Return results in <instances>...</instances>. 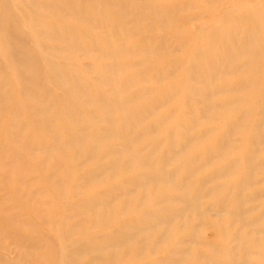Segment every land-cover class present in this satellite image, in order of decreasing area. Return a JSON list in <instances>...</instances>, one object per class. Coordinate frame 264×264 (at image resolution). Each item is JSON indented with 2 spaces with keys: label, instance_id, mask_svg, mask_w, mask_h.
Returning <instances> with one entry per match:
<instances>
[{
  "label": "rangeland",
  "instance_id": "374dc122",
  "mask_svg": "<svg viewBox=\"0 0 264 264\" xmlns=\"http://www.w3.org/2000/svg\"><path fill=\"white\" fill-rule=\"evenodd\" d=\"M258 1L151 0L152 5L150 8L148 10L143 9L144 11L139 10L140 13L138 12V14L136 12L139 6H135L137 0H96L95 3L97 4L93 8L91 5V8L88 7L89 5L86 4L87 1L85 0H73V7L77 8L79 12L65 18L62 16L65 13L61 12L56 13L59 16L56 14L50 16L46 13H44L46 17L41 16L37 12L42 11H34L21 0H10L7 7H5V18L15 17L18 23L17 27L27 36L26 43L28 47L41 59L38 63L40 71L37 78L43 82V91L41 89L39 93L42 96L40 99L48 103V111L45 113L47 122L45 125L42 124L41 116L30 115L26 112L27 105L31 101H23L17 90L12 91L10 100L3 101L1 104L0 139L5 141H3L5 146L0 152V161H3V166L0 167L1 215L8 212L13 215L15 222H12V224L7 223L0 218L2 232L10 231L11 235L8 240L0 237V243L2 242L0 244V254L6 253L12 257L13 264H81V262L84 264L85 259L87 260L84 261L86 264H198V262L199 264H224L225 262L227 264H239L240 262V264H248V261L251 262L250 264H264V31L256 32V38L259 44L261 43L258 54L255 51L257 47L249 46L245 55L234 58L232 64L238 65L240 71L229 72L227 70L228 72L226 71L223 75L214 73L215 71L211 72L196 61L193 54L201 41L199 30L203 28L201 29L203 32L200 31L205 34L210 30H217L215 27L221 25V29L218 30L220 32L218 39L213 43V47L218 51L215 48L212 50L217 53L221 49L216 61H218V64L227 65L230 60L227 56L230 48H232L231 50L239 49L241 45L246 43L245 41H249L247 35L253 27L249 12L259 3ZM101 5L103 8H101ZM171 6H174L176 10L178 8V10L173 17H164L165 20L160 17V14L151 12ZM0 9H2L1 6ZM230 9H232V16L240 17V22L236 21L235 36L233 35L231 38L228 37V34L229 29H232L233 26L229 25L223 29L225 25L223 20H228V17L225 18V16ZM27 13L28 15L31 14L37 22L53 23L58 27H67L66 29L69 30L72 38L68 42H56L58 43L57 48L60 49L56 57L48 50H41L38 38L29 36ZM5 22H8V19ZM254 27L257 28V25ZM222 30H225V33ZM224 41H228V43ZM134 43L138 48L131 51V46ZM143 43H148V48H142ZM110 49H120L122 52L114 59L109 56L108 51ZM44 59L51 60L58 68L66 69L65 74L72 72L70 76L74 84L72 90L58 88L55 84L46 81V76L43 77ZM115 61L126 66L116 71L112 75L113 79L117 82L133 80L134 85L128 89L127 93L143 91L133 97V99H136L135 101L126 103L121 109L112 112L108 108L109 102L115 100L118 95L115 97L114 90L110 88L109 84H103L105 82L102 79L106 81L107 78H111L108 66L114 64ZM245 62H253V66L248 67L247 70ZM189 65L196 66L195 71H192L195 72L196 79L190 72ZM245 66L246 68H244ZM241 67H243V70ZM249 68H252L251 71ZM74 69L76 70V78L73 76ZM47 73L48 70H46ZM206 75H211L208 87H206L203 80V76L206 77ZM1 76L7 77L12 84L16 82L15 79L11 78L9 68L6 65L1 67ZM67 81L69 82L68 76ZM220 88L222 89L218 91L217 89ZM16 102L20 105L19 118L16 120L18 123H26L23 126L21 135L18 136L20 143L24 142L28 147L26 153L20 152L16 144L12 145L5 139L9 130L7 120L11 108ZM31 105L43 112L41 104L33 102ZM137 119L141 121L139 122ZM111 127L115 131L122 132L124 138H109L101 144H95V142L84 138L77 146L71 145L67 141L69 135L80 138L85 131L95 132V135L98 134L100 137H104L102 134L105 135V130H109ZM147 129L150 131V135L147 134ZM54 141L58 143L57 153L41 151L42 144H45V147H51ZM225 141L228 146L224 143ZM222 142L224 143V149H222ZM218 144L222 145L221 151L223 154L219 156L220 159L218 156L215 158L220 152L217 151L218 149L216 150ZM210 148L213 150L210 151ZM118 149L123 151L122 158L129 154V151L130 153L133 152V150L137 151V155H148L150 162L158 170L174 172L172 173L174 183L163 181L162 183L154 182L152 184L151 182L134 189L136 184L126 182L132 172L120 170L117 173L119 170L116 168L115 173L111 175V171L114 172L112 169L115 167L110 166L111 160L105 155L110 150L118 151ZM180 150H183L184 155L179 154L176 155L178 157L171 159L173 153L176 154ZM245 155L250 159H246ZM191 159L192 164L196 163V165H192L193 167L200 164L197 166V171L195 169L193 173L187 175L181 169L174 171L177 166H187ZM8 161H15L14 164L17 163L23 168L22 172L13 171L12 168L9 169V166H6L5 163ZM230 162H233L234 165L237 162L238 169L234 166L235 169L233 167L231 169L228 164ZM108 168L110 171H108ZM223 170L226 172H222ZM186 176L188 180L185 179ZM59 178L63 185L58 182ZM241 178L242 180L243 178L248 180L242 182L243 187L237 185ZM182 181H186V185L184 183L183 187L179 188L180 183H183ZM55 184L59 186L57 187ZM56 187L59 190H56ZM27 189L30 193L33 192L32 194L35 192L34 195H29L30 198L28 197L30 199L29 205L24 202L25 199L22 196ZM105 189H110L113 192L114 195H110L111 199L116 197L113 201L114 205L118 203L117 206H124L120 204L123 202L128 203L125 205L126 207H121V210L120 207L117 208V210H120H118L119 213L123 211V213H120L122 216L117 211L114 212L115 215L110 211L112 214L110 218L108 208L105 207L104 209H107L109 216L106 217L103 206H105L104 203L107 197H101L103 200L98 199ZM158 192H163L169 197H166L167 200L163 199V201L161 200L162 197L155 198ZM197 192H200L201 195L200 193L198 195ZM183 194L191 197L199 196L198 209L186 208V203H183L185 201L180 199ZM145 197L147 199L151 198V203L154 205L157 204L159 207L161 205L160 208L153 204L149 206L152 211H158L163 219L158 218L159 221L157 218L150 216V219L147 218V221H150H148V224L151 225L149 230L146 229L147 234L140 233L138 225H133L130 232L136 238L132 236L129 239L130 241L120 240L117 242L116 234H113L114 230H121L120 227L124 221V223H127L133 218L136 221L141 220L138 219L141 212L150 209L142 205L143 201H146ZM240 197L244 200L242 203L236 199ZM96 199L98 207L94 208L96 214L93 216L94 213H90L93 210H90L89 206H91L90 202H95ZM152 199L155 200L152 201ZM222 199H228L225 202L223 200V203L227 204H222L224 205L223 209ZM89 200L91 201L89 202ZM99 200L101 204L98 202ZM80 201L84 206L81 205ZM102 201L104 202L103 206ZM138 201L142 202L139 203ZM175 201L176 204L171 205ZM85 202L88 203L87 208ZM36 203L44 204L40 206L39 211L36 208L39 205ZM162 205L164 208L166 207L163 208L164 211L166 210L165 213L161 209ZM230 205L232 206L231 209ZM173 206L175 208H172ZM75 207H78L79 210H76ZM124 208H129V210H123ZM167 208L170 212L167 211ZM232 209L233 211H231ZM234 210L237 212H234ZM79 212H83L82 215H84L82 216ZM102 212H105L106 218L103 216L104 219L101 217ZM87 213L92 215H90L91 218L95 216L97 218L91 219L89 215L87 216ZM239 213L241 215L238 216ZM100 217L101 220H99ZM97 219L99 224L103 219L102 226H100L102 223L100 225L97 223ZM22 221L28 224H22ZM73 222L75 225H73ZM62 223H65L64 226ZM165 223L169 224L165 225ZM70 224L72 227L69 226ZM60 226L62 227L60 228ZM158 226L160 227L158 228ZM192 227L197 230L195 231L197 240L195 233L192 232L194 231ZM64 228L68 229V236L63 232ZM70 228H72L71 231L73 230L72 233H75L69 232ZM163 228L164 231H162ZM173 229L174 233H171ZM158 231H160L159 234ZM163 232L164 235H162ZM59 233L60 235H62L61 233L64 234L60 236ZM187 233H190L189 236L191 235L192 238ZM155 234L156 236H154ZM169 235L173 239L170 240L171 236L169 237ZM65 236L69 238L67 239ZM104 236H108L107 239L109 240ZM199 236H201L200 239ZM103 237L107 241L105 242L106 246L105 243H102L104 242ZM164 237L166 238L164 239ZM11 238L13 241H11ZM15 238L17 241L20 239L23 243L21 244L20 241L16 243ZM25 238H27L26 241ZM152 238L153 240H151ZM81 239L86 241V245L85 243L82 245V250L87 247L89 242L92 243L93 249L91 250L92 246L88 245L89 251L83 250L82 252L81 250L80 252L78 250L73 252V247L70 245L77 242L82 244ZM44 240L53 241L52 250L50 247L51 252L48 249L49 246L46 245L47 242H45L46 246H42ZM68 240L72 242L70 241V243ZM94 240L100 246L99 250L94 247ZM28 241H32L30 243L34 246L36 244L34 251L31 249L33 245L29 246ZM34 241L35 243H33ZM37 241L38 243H36ZM150 241L152 243L154 241V243L152 244ZM160 241L162 244H160ZM176 241L177 243H175ZM129 242H131V245L129 244L127 249L124 245L126 246V243ZM19 243L20 245H17ZM4 244L5 247L7 246L9 253L1 247ZM23 244H28V248ZM37 244H39V248L42 246L39 250ZM65 244H67V248ZM236 245H239V247ZM155 246L159 249H156ZM169 246H175V249L173 247L171 249ZM206 247L213 250L212 253L209 249L204 252ZM222 247L224 253H222ZM179 249L182 251L177 252L176 250ZM36 250L37 252H35ZM70 250L72 252L69 253ZM62 251L65 254H62ZM90 251L95 252L94 255ZM136 251L138 254L135 253ZM139 251L141 254H139ZM240 251H245L247 255L242 254L243 259L239 257L243 260V263L237 257L239 254L241 255ZM79 252L81 254H78ZM258 252L263 256L258 255V258L255 257ZM130 253L133 254L130 256ZM171 253L172 257L170 256ZM187 253L189 254L187 255ZM74 255L77 258L73 257ZM87 256L90 257V260ZM212 256L217 259L215 260ZM18 258L22 259L21 262ZM126 259L127 261H124ZM231 259H234V261H231ZM237 259H239V262Z\"/></svg>",
  "mask_w": 264,
  "mask_h": 264
},
{
  "label": "bare ground",
  "instance_id": "6f19581e",
  "mask_svg": "<svg viewBox=\"0 0 264 264\" xmlns=\"http://www.w3.org/2000/svg\"><path fill=\"white\" fill-rule=\"evenodd\" d=\"M22 2H24V3H26V4H28L30 7H31V9H34V11L36 10V11H42V12H37V14H39V15H41V16H45V14L44 13H46V15H50V16H52L53 14H56V13H65V15H62V16H64L65 18L67 17V16H72V15H75L76 13H78L79 12V10H77V8H74L73 7V0H21ZM83 1V0H82ZM85 1H87V5H89L88 7H90V5H91V7L93 8L94 7V5L95 4H97V3H95V1L96 0H85ZM9 2H10V0H0V6L2 7V9H0V108H1V104L3 103V101H7V100H10V97H11V93H12V91H14V90H17L18 91V94H19V97L23 100V101H31L30 102V104L29 105H27V108H26V112L28 113V114H30V115H33V114H36V115H39V116H41L42 117V124H47V122H46V115H45V113H47V111H48V103L47 102H44V101H42L40 98L42 97L41 95H40V91H41V89H42V91H43V82H41L38 78H37V74H38V72L40 71V69L38 68V63H39V60H41L40 58H39V56L35 53V52H33V51H31L30 50V48L28 47V44L26 43V35H24L20 30H19V28L17 27V25H18V23H17V20L15 19V17H12V18H5V11H6V8L5 7H7V5L9 4ZM259 3L252 9V10H250V12H249V14H250V20L252 21V23H253V27L251 28V32L247 35V37L249 36V41H245L243 44L244 45H241V47L239 48V49H236V50H231L232 48H230V50H229V53L227 54V56L230 58V60H229V62H228V64L226 65H224V64H218V61H216V59H217V57L219 56L218 54H219V52H221V49H220V51L219 52H217V53H215V51H213L212 49L213 48H215V47H213L214 45H213V43H215V40L216 39H218L217 37L219 36V34H220V32L218 31L219 29H221V25L220 26H216L215 28L217 29V30H210V32L208 31L207 33H203L202 34V30L201 29H203V28H201L200 30L202 31H200L199 30V37L201 38V41H200V43H199V46H198V48L193 52V54H194V57H195V60L196 61H198L199 63H201L205 68H207L208 70H210L211 72L212 71H215L214 73H217V74H224L227 70H229V72L230 71H240V70H238V65L236 66V65H233L232 64V62H233V60H234V58H236V57H239V56H243V55H245V53H246V49H247V47H249V46H255V47H257L256 48V52H257V54H258V52H259V45L261 46V43L259 44V41H258V39L256 38V32H259L260 30H263L264 31V0H259L258 1ZM108 3V2H107ZM152 2H151V0H137V3L135 4V6H139L138 8V11L136 12V13H138L139 12V10H142V11H144V10H148L149 8H150V6L152 5L151 4ZM74 4H75V2H74ZM109 4V3H108ZM111 4V3H110ZM113 4V3H112ZM77 5V4H76ZM75 5V6H76ZM117 6H119V5H117ZM90 7V8H91ZM153 7V6H152ZM172 7V8H171ZM171 7H166V8H162V9H156V10H154V12L153 11H151V9H150V11L152 12V13H157L158 15L160 14V17L161 18H163L164 20H165V18L167 17V18H169V17H173L174 16V13L178 10V8H177V10H176V8L174 7V6H171ZM101 8H103L102 7V5H101ZM154 8V7H153ZM157 8V7H156ZM79 9V8H78ZM89 9V8H88ZM144 9V10H143ZM93 11V10H92ZM18 12V11H17ZM103 12V11H102ZM136 13H135V16H136ZM140 13V12H139ZM138 13V14H139ZM103 14V13H102ZM26 15H28V13L26 14ZM57 16H59V14H56ZM106 15V14H105ZM157 16V15H156ZM46 17V16H45ZM102 17L104 18V16L102 15ZM165 17V18H164ZM226 17H228V20H223V23L225 24L224 25V27H223V29L224 28H226L227 26H233V28L232 29H229L230 31H229V34H228V37H232L233 35L235 36V33H236V29H237V24H236V21H239L240 22V17L239 16H237V17H234V16H232V9H230V10H228L227 11V14H226V16H225V18ZM159 18V17H158ZM7 19H8V22H5V21H7ZM27 21H28V24L27 25H29V31H30V34H29V36L30 37H33V38H38V42H39V44H40V47H41V50H48V52L50 51V53L54 56L55 55V57H56V54H58L59 53V51H60V49H58L57 47V44L58 43H56V42H60V41H63V42H68V40L69 39H71L72 38V36H70V33H69V30L68 29H66V28H62V27H58V26H56L55 24H53V23H51V24H44V23H41V22H37L32 16H31V14H29L28 16H27ZM105 19V18H104ZM159 20H162V19H159ZM105 22V21H104ZM107 25V24H106ZM257 25V28L256 27H254V26H256ZM24 28V27H23ZM215 28H213V29H215ZM120 30V29H119ZM205 30V29H204ZM222 31H224V33H225V30H222ZM235 31V32H234ZM32 33V34H31ZM123 33V32H122ZM131 34V33H130ZM102 35V34H101ZM204 35V36H203ZM127 36V35H126ZM129 36V35H128ZM127 36V37H128ZM70 37V38H69ZM49 41V42H48ZM228 41H229V39H228ZM228 41H224L225 43H228ZM56 43V44H55ZM225 43H223V44H225ZM35 45V44H34ZM224 46V45H223ZM232 46V45H231ZM136 48H138V46L134 43V44H132V46H131V51H134ZM142 48H148V43L146 44V43H143L142 44ZM219 49V48H218ZM227 49H229V47H227ZM143 50H146V49H143ZM215 50H217L216 48H215ZM218 51V50H217ZM227 51V50H226ZM109 56L110 57H113L114 59H116L117 58V56H119L120 54H121V50L120 49H117V50H115V49H110L109 51ZM223 52V51H222ZM228 52V51H227ZM224 53V52H223ZM222 53V54H223ZM111 54V55H110ZM128 54V53H127ZM221 55V54H220ZM226 56V55H225ZM226 56V57H227ZM43 62H44V68H43V70H44V75H43V77H45L46 76V81H48V82H50V83H53V84H55L58 88H66V89H68V90H72L73 88H74V84L72 83V79L70 78V76L72 75V72H68L67 74H65V70L66 69H64V68H58V67H56L55 65H54V63L51 61V60H49V59H44L43 60ZM252 63L253 62H245L244 64L247 66V68H246V66L244 67V68H246L247 70H248V67H250V66H253L252 65ZM232 64V65H231ZM2 65H6L8 68H9V73H10V75H11V78H13V79H15L16 80V82L14 83V84H12V82H11V80H9L7 77H4V76H1V67H2ZM126 65H124V64H121V63H119L118 61H115V63L114 64H111V65H109L108 66V72L109 73H111V78L109 79V78H107L106 79V81H105V79H102V81L103 82H105V83H103V84H105V85H107V84H109V86H110V88H112L113 90H114V93H115V97H117V95H118V97L117 98H115V100H111V102H109V105H108V108H109V111H116L117 109H121L126 103H130V102H133V101H135L136 99H133V97H135V96H137V95H139V94H141V91H143V90H139V91H134V92H131V93H127V91H128V89L130 88V87H132L133 85H134V81L133 80H124V81H119V82H117L116 80H114L113 79V77H112V75L116 72V71H118L119 69H121L122 67L124 68ZM243 66V65H242ZM195 65H189V69L191 70L190 72L192 73V75L194 76V78H195V72H192V71H195ZM230 68V69H229ZM242 68V70H243V67H241ZM245 69V70H246ZM250 69V71H251V69L252 68H249ZM46 70H48V73L46 74ZM244 70V71H245ZM228 72V71H227ZM213 74V73H212ZM227 74V73H226ZM100 75V74H99ZM203 75V74H202ZM67 76H68V78H69V82L67 81ZM73 76L76 78L77 76H76V70L74 69V71H73ZM213 76V75H212ZM210 78H211V75H206V77H204L203 76V80H204V82L206 83V87H208L209 85H208V82H209V80H210ZM71 79V80H70ZM101 79V78H100ZM196 79V78H195ZM216 79V78H215ZM201 80V79H200ZM43 81H45V80H43ZM202 81V80H201ZM213 84V83H212ZM217 84V83H216ZM14 85H16V86H14ZM85 87V86H84ZM217 87V86H216ZM218 87H220V86H218ZM80 88V87H79ZM89 88V87H88ZM206 89V88H205ZM222 88H220V89H217L218 91L219 90H221ZM78 90V89H77ZM215 90V89H214ZM210 91V90H209ZM55 94V93H54ZM206 94V93H205ZM120 95V96H119ZM208 95V94H207ZM36 103V104H41L43 107V112H40V110H38V109H35V106L34 105H31V103ZM264 102V101H263ZM19 103H14V105L12 106V108H11V111H10V114H9V119L7 120V126H8V131H7V138H5V139H7V141H9L12 145H15L16 144V146H17V148L20 150V152H22V153H26V151H28V147H27V145L24 143V142H22V143H20V141L18 140V136L19 135H21V132H22V129H23V126H25V124H23V123H18L17 122V118H19V114H20V109H19ZM264 107V106H263ZM206 108H208V107H206ZM263 111H264V108H263ZM139 118V117H138ZM141 119V118H140ZM140 119H137L139 122L141 121ZM60 120V119H59ZM41 124V125H42ZM50 125V124H49ZM43 126V125H42ZM128 127H129V125H127ZM148 129H150V128H148ZM147 129V134H149V130ZM146 130V129H145ZM20 133V134H19ZM105 135H103L102 134V136H104V137H100L98 134H96L95 135V132L93 133V132H91V131H89V132H83V135L82 136H80V138H77V137H74V136H72V135H69L68 136V139H67V141L71 144V145H75V146H77L78 145V143L81 141V140H83L84 138H86V139H88V140H90V141H93V142H95V144H101V143H103V141L104 140H107V139H112V138H119V139H123L124 138V136L122 135V132H118V131H115V129L114 128H112L111 127V129H109V130H105ZM144 135V134H143ZM150 135V134H149ZM100 138H99V137ZM147 137H148V135H147ZM172 139V138H171ZM3 141H4V139H3ZM1 139H0V152L2 151V149H3V147L5 146V141L3 142ZM125 143V142H124ZM223 143V142H222ZM222 143H220V144H222ZM225 144H226V141L224 142ZM224 143H223V148H222V145H220V144H218V146H219V148H218V146H217V148H216V150L219 152V155H216V153H215V158L218 156V158H219V156H221L223 153H222V149H224ZM128 145V144H127ZM227 146H228V143L226 144ZM54 146V147H53ZM226 147V146H225ZM130 148V147H129ZM222 148V149H221ZM183 149V148H182ZM211 149L212 148H210L209 150L211 151ZM235 149V148H234ZM127 150V149H126ZM208 150V151H209ZM213 150V149H212ZM41 151H43V152H47V153H57L58 152V143L56 142V141H54V143H53V145L51 146V147H45V144H42L41 145ZM207 151V152H208ZM225 151H226V149H225ZM183 152V150H180V152H177L176 154H174L173 153V155L171 156V159H174L175 157H178V156H176V155H179V154H182V156L184 155V153H182ZM215 152V151H214ZM224 152V151H223ZM10 156H14V155H10ZM105 156H107V157H109L110 158V166L112 167H115V168H111L113 171L114 170H119L117 173H119L120 172V170H122L123 172H132V175L130 176V178L126 181V182H129V183H131V184H136V186H134V189H135V187H142V185H146V183H151L152 182V184L155 182V183H159V182H163V181H165V182H169V181H171V183L173 184L174 183V181H173V174L172 173H174V172H172V173H170V172H166L165 170H158L157 168H155V166L150 162V160H149V157H148V155H145V156H140V155H137V151H134L133 150V152H131L130 153V151H129V154H127L124 158H122L123 157V151H122V149H118V151H108L107 152V154L105 155ZM247 157V158H246ZM245 158L246 159H250L248 156H246L245 155ZM220 159V158H219ZM245 159V160H246ZM244 160V161H245ZM1 162V161H0ZM14 162L15 161H8V162H5L7 165L6 166H9L8 168L9 169H11L12 168V170L13 171H16V172H22V167L20 166V165H18L17 163H15L14 164ZM164 162V161H163ZM246 162V161H245ZM2 163H3V161L0 163V167H2L3 165H2ZM247 163V162H246ZM245 163V164H246ZM249 163H250V160L248 161V165H249ZM229 165H230V168L231 167H237L236 165H238V163L236 162V164L234 165V163L233 162H230V163H228ZM244 164V165H245ZM194 165H196V163L194 164H192V159L190 160V163H188V165L187 166H185V167H181V166H177L176 168H175V170L174 171H176V170H184L185 171V175H187V174H191V173H193L194 172V170L196 169V171H197V169H198V167L197 166H199L198 164H197V166H195V167H193ZM12 166V167H11ZM183 166V165H182ZM226 166V165H225ZM101 167L103 168V166L101 165ZM101 167H100V169H101ZM233 167V168H234ZM117 168V169H116ZM121 168V169H120ZM228 168H229V166H228ZM227 168V169H228ZM109 169V168H108ZM107 169V170H108ZM224 169V168H223ZM232 169V168H231ZM235 169V168H234ZM237 169H238V167H237ZM104 170V169H103ZM102 170V171H103ZM130 170V171H129ZM144 170H146V171H144ZM225 170V169H224ZM222 171V172H226V171ZM108 171H110V169L108 170ZM107 171V172H108ZM172 171V170H171ZM134 172V173H133ZM140 172H142V173H140ZM93 173V172H92ZM103 173H105V172H103ZM112 173H115V171L114 172H112L111 171V175H112ZM121 174V173H120ZM224 174V173H223ZM129 175V174H128ZM221 175V174H220ZM50 176V175H49ZM48 176V177H49ZM127 176V175H126ZM140 176V177H139ZM47 177V178H48ZM52 178V177H51ZM91 178V177H90ZM126 178V177H125ZM53 179V178H52ZM60 179V178H59ZM58 179V180H59ZM101 179V178H100ZM127 179V178H126ZM186 180H188L187 179V176H186V178H185ZM249 179V178H248ZM51 180V179H50ZM57 180V181H58ZM87 180V179H86ZM88 180H89V178H88ZM201 180H203V179H201ZM61 181V179L58 181V182H60ZM84 181V180H83ZM137 181H138V183H137ZM246 181H248L246 178H243V180H242V178L241 179H239V181H238V183H237V185L238 186H240L241 184H242V182H246ZM53 182H54V180H53ZM57 182V183H58ZM183 182V181H182ZM186 181H184L183 183H180V185H179V188H182L183 187V185H184V183H185ZM56 183V184H57ZM62 182H60V185H63V184H61ZM249 183V182H248ZM55 184V185H56ZM128 185V184H127ZM138 185V186H137ZM147 185H149V184H147ZM185 185H186V183H185ZM246 185V184H245ZM248 185V184H247ZM57 187L59 186V185H56ZM132 186V185H131ZM131 186H128V187H131ZM242 187H243V185H241ZM56 187V190L58 189ZM146 187V186H145ZM241 188V187H240ZM116 189V188H115ZM145 189V188H144ZM147 189V188H146ZM59 190V189H58ZM33 192H29L28 191V189L27 190H25L24 191V194L22 195L23 196V198L25 199V203L26 204H28L29 205V201H30V196H31V194H32ZM200 193V192H199ZM199 193L197 192V194L199 195ZM34 194H35V192H34ZM34 194H32V195H34ZM113 194V192L110 190V189H105V191L102 193L101 192V194L97 197L98 199H101V197H107L106 198V200H105V203L102 201V206H103V203H104V205L105 206H103V211L105 210L104 208L105 207H107L108 208V211H109V213H110V211H111V213L112 214H114V212H118V210H117V208H119L120 207V210H121V207L123 208L125 205H127L128 203L127 202H123V203H121L120 205H124V206H117V204L118 203H115V205L113 204V201L116 199V197L112 200L111 199V196L110 195H112ZM197 194H196V196H197ZM237 194V193H236ZM30 195V196H29ZM114 195V194H113ZM157 196L155 197V198H159V197H162V201H163V199H166L167 200V198L166 197H169V196H166V194L165 193H160V192H158V194H156ZM194 195V194H193ZM200 195H201V193H200ZM233 196H235V195H233ZM29 197V198H28ZM237 197H239V196H237ZM146 198V197H145ZM173 198V197H172ZM172 198L170 199V202H171V200H172ZM198 198H199V196H197V197H191V196H189V195H187V194H183L181 197H180V199L181 200H183V201H185V202H183V203H186V208H188V207H190V208H193V209H198V205H197V203H198ZM237 199V201L238 200H240V202L242 203L244 200L242 199V197H240L239 199L238 198H236ZM27 200V201H26ZM101 200H103V198L101 199ZM146 201L144 202L143 200V203H142V205H144V206H147V208H150V206L153 204V203H151V198H149V199H145ZM153 200H155V199H152V201ZM169 200V199H168ZM175 200V199H174ZM223 200L224 199H222V202H221V205L222 204H225V203H223ZM226 200H228V199H225L224 200V202L226 201ZM234 200H235V198H234ZM82 201V200H81ZM80 201V202H81ZM85 201V200H84ZM91 200H89V202H90ZM94 201V200H93ZM97 201V199L95 200V202H90V204H91V206H89V209L90 210H93V212H90L91 214L92 213H94V208L96 207H98L97 205H98V203L96 202ZM142 201H140V202H142ZM161 201V202H162ZM237 201H236V203H237ZM31 202H32V200H31ZM30 202V203H31ZM47 202V201H46ZM76 202V201H75ZM79 202V201H78ZM99 203H100V200L98 201ZM139 202V201H138ZM139 202V203H140ZM178 202V201H177ZM239 202V201H238ZM33 203H34V201H33ZM44 203H45V201H44ZM86 203V202H85ZM158 203V202H157ZM220 203V202H219ZM227 203V202H226ZM36 204H38V203H36ZM43 204V203H42ZM42 204H38L39 206H37L36 207V205H35V207L38 209V211H39V208H40V206L42 205ZM49 204V203H48ZM47 204V205H48ZM79 204V203H78ZM83 203L81 202V205H82ZM87 204V206H86V208L88 207V203H86ZM101 204V203H100ZM100 204H99V206H100ZM164 204V203H163ZM174 204H176V201H175V203H173V204H171V205H174ZM232 204V203H231ZM32 205V204H31ZM34 205V204H33ZM44 205V204H43ZM46 205V204H45ZM73 205V204H72ZM80 205V204H79ZM80 205V206H81ZM150 205V206H149ZM154 205V204H153ZM157 205V204H156ZM156 205H154V206H156ZM165 205H166V203H165ZM170 205V206H171ZM225 205H227V204H225ZM234 205H235V203H234ZM238 205V204H237ZM49 206H51L50 204H49ZM74 206V205H73ZM79 206V207H80ZM82 206H84V205H82ZM139 206V205H138ZM158 207H159V205H157ZM168 206H169V204H168ZM223 206L224 205H222V209H223ZM126 207V206H125ZM129 207V206H128ZM141 207H143V206H141ZM160 207H161V205H160ZM159 207V208H160ZM231 205H230V209H231ZM235 207H236V205H235ZM70 208V207H69ZM74 208V207H73ZM76 208V207H75ZM78 208V207H77ZM76 208V210H79V209H77ZM95 208V209H96ZM139 208V207H138ZM154 208H156V207H154ZM164 207H163V205H162V208L161 209H163ZM166 208V207H165ZM164 208V209H165ZM172 208H175L174 206L172 207ZM178 208V207H177ZM176 208V209H177ZM233 208H234V206H233ZM239 208V207H238ZM237 208V209H238ZM51 209H54V208H51ZM89 209H87V210H89ZM125 209H128L129 210V208H124L123 210H125ZM160 209V210H161ZM164 209H163V212L165 213V211H164ZM226 209V208H225ZM224 209V210H225ZM235 209V208H234ZM1 205H0V218L3 220V221H5V222H7V223H11L12 224V222H15V220H14V217H13V215L12 214H10V213H8V212H6L7 214H2L1 215ZM45 210H46V208H45ZM75 210V211H76ZM80 210H83V209H80ZM98 210V209H97ZM99 210H101L100 208H99ZM107 210V209H106ZM105 210V212H106V214H105V212L103 213H101L102 214V218H103V216H104V218H108L109 216H108V214H107V211ZM119 210V211H120ZM139 210V209H138ZM175 210V209H174ZM189 210V209H188ZM47 211V210H46ZM45 211V212H46ZM53 211V210H52ZM73 211V210H72ZM74 211V212H75ZM102 211V210H101ZM130 211H131V209H130ZM141 211H143V210H141ZM162 211V210H161ZM160 211V212H161ZM167 211L168 212H170V210H168V208H167ZM231 211H233V209L231 210ZM49 212V211H48ZM98 212V211H97ZM139 212H140V210H139ZM138 212V213H139ZM234 212H237V211H235L234 210ZM234 212H232V213H234ZM239 212V211H238ZM240 212H241V209H240ZM54 213H55V211H54ZM78 213V212H77ZM81 215H82V213L81 212H79ZM98 213H100V212H98ZM97 213V214H98ZM110 213V218H111V216H112V214ZM119 213V212H118ZM118 213H117V215H118ZM120 213H123V211L122 212H120ZM119 213V214H120ZM171 213H173V212H171ZM170 213V214H171ZM175 213V212H174ZM179 213V212H178ZM48 215H49V213H47ZM75 214H76V212H75ZM90 214V215H91ZM96 214V212L93 214V216ZM106 215V217H105V215ZM177 214V213H176ZM234 214H236V213H234ZM50 215H51V213H50ZM77 215V214H76ZM80 215V216H81ZM84 215V214H83ZM82 215V216H83ZM89 214L87 213V216H88ZM89 215V216H90ZM115 215V214H114ZM121 215V214H120ZM138 215V214H137ZM172 215H175V214H172ZM238 216L239 215H241L240 213L239 214H237ZM92 216V215H91ZM91 216H90V218H91ZM122 216V215H121ZM125 216H127V215H125ZM155 217V218H159V219H163L160 215H159V212L158 211H152L151 210V208L150 209H148V210H146V211H143V212H141V215L139 216V218L138 219H141V220H139V221H136V219H131V221H128L127 223H122V226L120 227L121 228V230H119V229H117V230H114V233L113 234H116L115 235V237L117 238V242H119L120 240H124V242H125V240H127V241H130L129 239H131L130 237H134V238H136V236H134V235H132L131 234V232H130V228H132L133 227V225H138V230L140 231V233H143V234H147V230L146 229H148L149 230V228H150V224H148V221H147V218L148 219H150L151 217ZM74 217V216H73ZM72 217V218H73ZM98 217H99V215H98ZM101 217L99 218V220H101ZM64 218H66V217H64ZM89 218V219H90ZM96 219L97 218V216H95V217H93V218H91V219ZM103 218V219H104ZM114 218V217H113ZM120 218H122V217H120ZM125 218V217H124ZM238 218V217H237ZM17 219V218H16ZM75 219H76V217H75ZM83 219V218H82ZM85 219H87V218H85ZM103 219H102V221H103ZM123 219V218H122ZM158 219V220H159ZM74 220V219H73ZM84 220V219H83ZM108 220H110V219H108ZM130 220V219H129ZM133 220V221H132ZM63 221V220H62ZM69 221V220H68ZM67 221V222H68ZM70 221H71V219H70ZM76 221V220H75ZM82 221V220H81ZM93 221H95V220H93ZM102 221L100 222V224L102 223ZM110 221H112V220H110ZM109 221V222H110ZM160 221V220H159ZM159 221H158V223H159ZM166 221V220H165ZM48 222V221H47ZM80 222V221H79ZM84 222V221H83ZM104 222V221H103ZM150 222V221H149ZM156 222V221H155ZM162 222V221H161ZM74 223V222H73ZM77 223V222H76ZM96 223V222H95ZM97 223H98V219H97ZM164 223V222H163ZM166 223H167V221H166ZM165 223V225H168L169 223H170V221H169V223L168 224H166ZM22 224H25V221H22ZM28 223L26 222V224L25 225H27ZM58 224H59V222H58ZM63 224V223H62ZM65 224V223H64ZM64 224H63V226H64ZM71 224H72V222H71ZM71 224L69 225L70 227H72L71 226ZM99 224V223H98ZM99 224V225H100ZM156 224V223H155ZM160 224V223H159ZM59 225H61V224H59ZM73 225H75V223L73 224ZM77 225V224H76ZM103 225V223L100 225V226H102ZM140 225V226H139ZM147 225V226H146ZM154 225V224H153ZM157 225V224H156ZM161 225V224H160ZM62 226H60V228H61ZM157 227V226H156ZM155 227V228H156ZM160 226H158V228H159ZM162 227V226H161ZM167 227V226H166ZM76 228V227H75ZM152 228V227H151ZM157 228V229H158ZM193 228V227H192ZM2 228H0V237H2V238H5V239H7L8 240V238H10L11 237V235H10V231L9 232H7V231H5V232H2V230H1ZM65 229V228H64ZM71 229L72 228H70V230H69V232H71L72 233V231H71ZM81 229H83V228H81ZM171 229V228H170ZM194 229V231H192V232H194L195 233V231H197V230H195V228H193ZM193 229H191V230H193ZM63 230V229H62ZM66 230V229H65ZM63 231V232H65L66 233V235L68 234V229L66 230V231ZM168 230H169V226H168ZM167 230V231H168ZM186 230V229H185ZM189 230V229H188ZM74 231H75V229H74ZM77 231V230H76ZM79 231V230H78ZM81 231V230H80ZM84 231V230H83ZM82 231V234L85 232H83ZM138 231V232H139ZM162 231H164V228H163V230ZM199 231V230H198ZM62 232V231H61ZM170 232V231H169ZM174 233V229H173V231H171V233ZM188 232H190V231H188ZM192 232H190V233H192ZM73 233H75V232H73ZM72 233V234H73ZM77 233V232H76ZM81 233V232H80ZM132 233H134V232H132ZM140 233H138V234H140ZM160 233V231H158V234ZM171 233H169V234H171ZM190 233H187L188 234V236H189V234ZM194 233H193V235H194ZM62 235H60V233H59V235L60 236H63V234L64 233H61ZM78 234V233H77ZM152 234V233H151ZM69 235V234H68ZM67 235V236H68ZM84 235V234H83ZM87 235V234H86ZM110 235V234H109ZM148 235H149V233H148ZM153 235V234H152ZM162 235H164V232H163V234ZM172 235V234H171ZM171 235H169V237L171 236ZM176 235V234H175ZM195 235H196V233H195ZM200 235V234H199ZM10 236V237H9ZM67 236H65V238L67 237ZM71 236V235H70ZM95 237L97 236V235H94ZM93 236V237H94ZM143 236V235H142ZM154 236H156V234L154 235ZM158 236V235H157ZM160 236V235H159ZM166 236V235H165ZM226 236H227V234H226ZM104 237H106V236H104ZM103 237V238H104ZM108 237V236H107ZM107 237H106V239H107ZM151 237H153V236H151ZM189 237H191V235L189 236ZM200 237L201 236H199L198 238L200 239ZM237 237V236H236ZM13 238V237H12ZM12 238H11V241H13L12 240ZM69 237H67V239H68ZM88 238V237H87ZM98 238H100V237H98ZM110 238H112L111 236H110ZM122 238H124V239H122ZM158 238V237H157ZM166 237H164V239H165ZM171 238L173 239V237L171 236L170 237V240H171ZM175 238V237H174ZM192 238V237H191ZM196 240H197V235H196ZM14 239V238H13ZM101 240H102V238H100ZM105 238H104V242H102V243H105V242H107V241H105L106 240ZM149 239H150V235H149ZM156 239V238H155ZM169 239V238H168ZM235 239V238H234ZM27 240V238H25V241ZM51 240V239H50ZM82 240V239H81ZM92 240H93V238H92ZM107 240H109V239H107ZM151 240H153V238L151 239ZM163 240V239H162ZM15 241H16V243H18L19 241H20V243H21V240L19 239L18 241L16 240V238H15ZM69 241V240H68ZM67 241V242H68ZM71 241V240H70ZM69 241V242H70ZM83 241V240H82ZM91 241V240H90ZM112 241H113V239H112ZM143 241V240H142ZM141 241V242H142ZM155 241V240H154ZM154 241H153V243H154ZM158 241V240H157ZM165 241V240H164ZM164 241H162V242H164ZM167 241H169V240H167ZM179 241V240H178ZM194 241V240H193ZM239 241V240H238ZM29 243L30 242H32V241H28ZM27 242V243H28ZM45 242H47L46 243V245H48L49 247H48V249H49V251L51 252V250H52V245L54 244L53 243V241L52 242H50L49 240H44L43 242H42V246H44L45 245ZM66 242V243H67ZM72 242V241H71ZM70 242V243H71ZM75 242V241H74ZM73 242V243H74ZM89 242V241H88ZM92 242V241H91ZM117 242H115V243H117ZM124 242H123V244H124ZM151 243H152V241H150ZM190 242V241H189ZM197 242H199V241H197ZM2 243V242H1ZM0 243V244H1ZM9 243V242H8ZM12 243V242H11ZM20 243L19 244H17V245H20ZM23 243V242H22ZM21 243V244H22ZM33 243H35V241L33 242ZM36 243H38V241L36 242ZM82 244H79V242H77V243H74V244H72V245H70L71 247H73V252H75V251H78V250H80V252H81V250H82V245H83V243H85V245H86V241H83V242H81ZM93 243H95L94 244V247H97L98 249L97 250H99V248H100V246H98L97 245V242H95V240L93 241ZM102 243H99V244H102ZM136 243V242H135ZM152 243V244H153ZM156 243V242H155ZM158 243V242H157ZM175 243H177V241L175 242ZM179 244H182V243H180V242H178ZM195 243H196V241H195ZM237 243H239V242H237ZM253 243V242H252ZM63 244V243H62ZM68 244V243H67ZM67 244H65V246L67 245ZM89 246H92V243H87ZM108 244H109V242H108ZM123 244H122V246H123ZM131 245V242H129V243H126V246L124 245V247H126L127 248V246L128 245ZM141 244V243H140ZM139 244V245H140ZM147 244V243H146ZM159 244V243H158ZM160 244H162L161 243V241H160ZM164 244V243H163ZM184 244H185V242H184ZM187 244V243H186ZM9 245H10V243H9ZM27 245L28 244H23V246H26L27 247ZM31 245H33V244H31L30 243V245L29 246H31ZM39 244H37V246H38ZM45 245V246H46ZM87 245V247L89 248V246ZM103 245V244H102ZM107 244L105 243V246H106ZM112 245H114L113 243H112ZM111 245V246H112ZM117 245V244H116ZM165 245V244H164ZM166 245H168L167 243H166ZM22 246V245H21ZM20 246V247H21ZM42 246H40V248L42 247ZM61 246V245H60ZM105 246H104V248H105ZM144 246V245H143ZM154 246V245H153ZM184 246V245H183ZM185 246H187V245H185ZM237 246V245H236ZM236 246H235V248H236ZM240 246H241V244H240ZM244 246V245H243ZM256 246H257V244H256ZM2 248H3V250L5 251V252H8V248H7V246L5 247V244L3 245V246H1ZM33 247V248H32ZM36 248V244H35V246L33 245V246H31V249H33L32 251H34V249ZM50 247H51V250H50ZM86 247V248H87ZM102 247V246H101ZM129 247H131V246H129ZM167 247V246H166ZM165 247V248H166ZM169 247H171V246H169ZM173 248L175 247V246H172ZM172 247H171V249H172ZM188 247V246H187ZM186 247V248H187ZM220 247V246H219ZM237 247H239V245L237 246ZM251 247V246H250ZM28 248V247H27ZM39 248V246H38V250L40 249ZM44 248V247H43ZM46 248V247H45ZM66 248H67V246H66ZM65 248V249H66ZM83 249V250H88V248L87 249ZM107 248V247H106ZM134 248V247H133ZM143 248V247H142ZM150 248V247H149ZM155 248L157 249L158 247L157 246H155ZM164 248V249H165ZM168 248V247H167ZM177 248V247H176ZM190 248V247H189ZM212 248V247H211ZM223 248V247H222ZM226 248V247H225ZM72 249V248H71ZM91 250L93 249V246H92V248H90ZM89 249V250H90ZM95 249V248H94ZM103 249V248H102ZM108 249V248H107ZM128 249V248H127ZM126 249V250H127ZM137 249V248H136ZM138 249H139V247H138ZM144 249H145V247H144ZM144 249H142V250H144ZM159 249V248H158ZM175 249V248H174ZM206 249H209V248H205L204 249V252H206V251H208V250H206ZM215 249V248H214ZM218 249V248H217ZM220 249V248H219ZM238 249V248H237ZM236 249V250H237ZM240 249H241V247H240ZM261 249V248H260ZM260 249H258V250H260ZM43 250V249H42ZM64 250V249H63ZM68 250H69V248H68ZM83 250H82V252H83ZM88 250V251H89ZM105 250V249H104ZM104 250H103V252H104ZM134 250V249H133ZM152 250V249H151ZM166 250V249H165ZM206 250V251H205ZM209 250H211V249H209ZM222 250V249H221ZM239 250V249H238ZM241 250H243V249H241ZM248 250V249H247ZM263 250H264V248H263ZM61 251V250H60ZM106 251V250H105ZM130 251H131V249H130ZM130 251H127V252H130ZM135 251V250H134ZM157 251V250H156ZM155 251V252H156ZM168 251V250H167ZM177 252L178 251H182V250H176ZM184 251V250H183ZM188 251H190V250H188ZM212 251L213 250H211V253H212ZM216 251V250H215ZM223 252L222 253H224V248H223V250H222ZM245 251H246V249H245ZM245 251H240V253H241V255L239 254V256H237L238 258L239 257H241L242 258V254H244V255H246L245 253ZM35 252H37V250L35 251ZM45 252H48V251H45ZM50 252H49V254H50ZM67 252V251H66ZM70 252H72V250H70L69 251V253ZM78 253V254H81V253ZM85 252V251H84ZM91 252V251H90ZM93 252V251H92ZM91 252V253H92ZM133 252V251H132ZM154 252V251H153ZM154 252V253H155ZM161 252V251H160ZM164 252H166V251H164ZM169 252V251H168ZM185 252V251H184ZM183 252V253H184ZM210 252V251H209ZM221 252V251H220ZM227 252V251H226ZM248 252V251H247ZM9 253V252H8ZM77 253V252H76ZM95 253V252H94ZM94 253H92L93 255H94ZM97 253V252H96ZM100 254H101V252H99ZM123 253V252H122ZM135 253H137V251L135 252ZM143 253V252H142ZM159 253V252H158ZM173 254H174V251L172 252ZM172 253L170 254V256L172 257ZM193 253H194V250H193ZM228 253V252H227ZM249 253V252H248ZM49 254H47V255H49ZM62 254H65V252L64 251H62ZM61 254V255H62ZM133 254V253H132ZM131 253H130V256L132 255ZM138 254V253H137ZM136 254V255H137ZM139 254H141V252L139 251ZM148 254V253H147ZM168 254V253H167ZM176 254V253H175ZM189 253H187V255H188ZM197 254V253H196ZM221 254V253H220ZM226 254V253H225ZM237 254V255H238ZM251 254H252V252H251ZM254 254V253H253ZM257 255L255 256V257H257L258 258V255H260V256H263V255H261V254H259V252L258 253H256ZM97 255V254H96ZM122 255V254H121ZM126 255V254H125ZM146 255V254H145ZM169 255V254H168ZM201 255V254H200ZM205 255V254H204ZM210 255V254H209ZM228 255V254H227ZM226 255V256H227ZM249 255V254H248ZM65 256V255H64ZM90 256V255H89ZM135 256V255H134ZM144 256V255H143ZM192 256V255H191ZM206 256V255H205ZM217 256V255H216ZM234 256V255H233ZM247 256V255H246ZM63 257V256H62ZM72 257V256H71ZM71 257H68L69 259L71 258ZM73 257H76V255H74ZM72 257V258H73ZM96 257V256H95ZM94 257V258H95ZM117 257V256H116ZM116 257H114V258H116ZM126 257H128V256H126ZM138 257V256H137ZM150 257V256H149ZM166 257V256H165ZM222 257V256H221ZM20 258V257H19ZM18 258V260H20ZM77 258V257H76ZM79 258V257H78ZM84 258V257H83ZM87 258L90 260V257H88L87 256ZM102 258V257H101ZM141 258V257H140ZM191 258V257H190ZM212 258H214L215 259V257H213L212 256ZM211 258V260L213 261V259ZM233 258V257H232ZM12 257H10L9 255H7L6 253H2V254H0V261H1V264H13V262H12ZM66 259H67V257H66ZM93 259V258H92ZM165 259V258H164ZM217 259V258H216ZM215 259V260H216ZM219 259V258H218ZM230 259V258H229ZM240 259V258H239ZM239 259H237L238 260V262H239ZM243 259V258H242ZM242 259H240V261L242 260ZM259 259L260 260H262V258H260L259 257ZM22 260V259H21ZM21 260H20V262H21ZM54 260V259H53ZM72 260V259H71ZM73 260H74V258H73ZM72 260V261H73ZM86 260V259H85ZM84 260V261H85ZM98 260V259H97ZM172 260V259H171ZM234 261V259H231V261ZM62 261V260H61ZM66 261H68V260H66ZM70 261V260H69ZM77 261V260H76ZM78 261H80L79 259H78ZM83 261V263L84 264H86V262H84ZM87 261V260H86ZM93 262H94V259L92 260ZM124 261H127V259L126 260H124ZM139 261V260H138ZM166 261V260H165ZM173 261V260H172ZM204 261V260H203ZM207 261H208V259H207ZM219 261V260H218ZM218 261H217V263H218ZM220 261H222V260H220ZM230 261V260H229ZM264 261V260H263ZM15 262H16V260H15ZM64 262H65V260H64ZM98 262H99V260H98ZM163 262V261H162ZM169 262V261H168ZM197 262V261H196ZM236 262V261H235ZM245 262H247L246 260H245ZM249 262V263H248ZM247 263L248 264H250L251 262L250 261H248ZM16 263H18V262H16ZM67 263V262H66ZM68 263H72V262H68ZM75 263V262H74ZM88 263V262H87ZM90 263V262H89ZM92 263V262H91ZM157 263V262H156ZM171 263V262H170ZM194 263V262H193ZM208 263V262H207ZM214 263H215V261H214ZM226 264H227V262H225ZM224 263V264H225ZM231 263V262H230ZM241 263V262H240ZM239 263V264H240ZM242 263H243V260H242ZM81 264H82V262H81ZM151 264V263H150ZM198 264H199V262H198ZM203 264V263H202ZM213 264V263H212ZM253 264V263H252ZM255 264V263H254Z\"/></svg>",
  "mask_w": 264,
  "mask_h": 264
}]
</instances>
